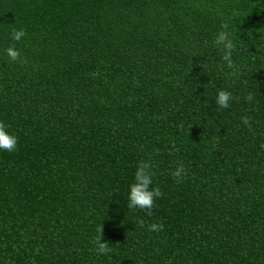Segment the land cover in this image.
Segmentation results:
<instances>
[{"label": "trees", "instance_id": "1", "mask_svg": "<svg viewBox=\"0 0 264 264\" xmlns=\"http://www.w3.org/2000/svg\"><path fill=\"white\" fill-rule=\"evenodd\" d=\"M0 121V264H264V0H0ZM149 160L151 216L127 208Z\"/></svg>", "mask_w": 264, "mask_h": 264}, {"label": "clouds", "instance_id": "2", "mask_svg": "<svg viewBox=\"0 0 264 264\" xmlns=\"http://www.w3.org/2000/svg\"><path fill=\"white\" fill-rule=\"evenodd\" d=\"M221 31L216 34L214 44L223 51V61L226 63V66L230 69H233L232 75H236L237 65L234 63L232 56L235 50L236 45L231 39V34L228 31L229 25L227 22L221 25ZM27 35L24 29L13 28L11 31V39L14 42H20ZM6 54L8 58L13 62H20L26 64L27 60L21 57L19 50L16 49L14 45L9 46L6 49ZM233 99H239L234 97L233 94L227 90H219L216 96V104L220 108H229L230 102ZM247 102L251 103L254 99L252 93H248L245 97ZM242 123L247 125L251 129L250 119L247 116L241 117ZM17 137L14 134H11L8 131V126L0 121V150L7 152H14L17 149ZM264 147V145H261ZM175 151L179 149L175 148ZM159 152V150H156ZM154 172L152 170V164L149 161H140L137 165L134 182L130 185L129 194H128V203L127 208L130 210L140 209L146 212V215L151 216V209L153 208L157 198L162 196L161 189L159 187H152ZM172 176L177 180H182L186 178V169L183 164L179 165L173 172ZM138 224L141 227L145 226V221L140 219ZM147 228L150 232H161L164 229L163 224L159 223H150L147 225ZM98 235L95 237L93 243L96 248L97 255H107L111 252L110 243L103 242V224L98 226L96 229Z\"/></svg>", "mask_w": 264, "mask_h": 264}]
</instances>
